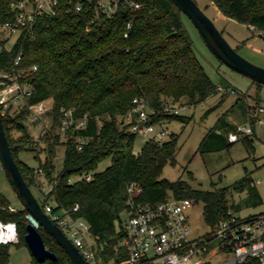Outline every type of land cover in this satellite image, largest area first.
<instances>
[{"label": "trees", "instance_id": "16d2710c", "mask_svg": "<svg viewBox=\"0 0 264 264\" xmlns=\"http://www.w3.org/2000/svg\"><path fill=\"white\" fill-rule=\"evenodd\" d=\"M19 1L0 0V28L15 19L17 10L12 4ZM69 1L76 0H59L55 14L39 18L32 32L23 30L11 44L8 38L1 37L0 29V68L11 65L20 49L17 69L29 71L33 65L37 66L27 77L32 92L26 103L12 112L9 107L1 117L23 178L32 192L36 188L42 195V200L35 196L40 205L51 204L53 212L69 209L73 218L88 223L97 264H122L127 257L122 245L124 220L120 215L125 214L126 219L128 187L132 183L140 189L134 198L138 204H154L168 196L201 201L203 218L211 227L229 209L238 210L240 204L229 202L226 187L204 190L181 178L169 181L161 176L166 164L176 162V134L171 133L161 143L147 140L133 152L137 133L129 127L135 122L134 98L146 101L152 111L149 123L156 125L183 118L166 111L168 101L177 103L185 99L186 104L195 105L219 90L194 54L182 22L184 14L170 0H133L139 3L138 8L120 3L112 15L98 12L94 3L87 2L81 10L74 11ZM209 1L223 16L264 34V0ZM249 98L253 103H249ZM48 99L51 105L46 115L50 124L35 138L27 106ZM260 106L257 94L252 97L245 92L237 97L208 129L197 151L229 148L235 141H229L228 135L239 124L248 122L254 130ZM65 111L71 112L69 117L64 116ZM129 114L131 121L126 122ZM64 118L71 119V123L64 128L65 140L61 141L57 130L63 127ZM82 119L85 125L77 127ZM80 137L86 141L81 143ZM239 139L249 151L255 147V137L243 135ZM59 144H64V154L62 167L57 169ZM22 151L34 153L37 168L19 159ZM41 152L43 159L39 158ZM107 157L110 164L96 171ZM88 173L92 175L90 180L76 178ZM41 176L50 185L47 192L42 190ZM231 188L245 192L242 200L245 205L262 203L247 174ZM10 204L0 192V220L14 222L18 236L15 244L25 245L27 211L24 208L10 211L7 208ZM75 205L78 208L73 211ZM38 230L56 259L38 261L32 257L31 264H71L54 239L41 227ZM0 264H9V244L0 245Z\"/></svg>", "mask_w": 264, "mask_h": 264}, {"label": "built area", "instance_id": "2783aa9c", "mask_svg": "<svg viewBox=\"0 0 264 264\" xmlns=\"http://www.w3.org/2000/svg\"><path fill=\"white\" fill-rule=\"evenodd\" d=\"M84 2L94 3L95 9L106 15H112L120 3L139 7V3L133 0H76L74 3L69 1V4L74 11H79ZM58 4L59 0H20L12 4L17 10L15 19L2 24L0 29L2 32L8 31L14 39L23 30L30 33L39 18L56 13ZM20 60L21 49L11 65L0 68V115L5 114L9 107L12 109L14 104L17 107L25 104L31 95L32 86L27 77L30 70L35 71L37 66L33 65L29 71L19 70L17 66ZM220 88L219 86L218 89ZM133 103L135 122L129 129L148 140L161 143L167 137L168 131L162 127L155 128L154 124L149 123L152 111L145 100L134 98ZM27 108L31 120H37L48 110L45 101L29 104ZM171 111L176 113L177 108ZM70 114V111L64 112L65 117ZM131 118L129 114L127 119L131 121ZM69 123L71 119L64 118L62 133ZM84 125L85 119L77 123V127ZM260 126H264V106L257 110L254 130L248 122L239 124L235 132L229 133L228 140L237 141L241 135L255 137L256 127ZM79 141L82 143L86 139L80 137ZM257 141L264 147V131L255 142L258 145ZM76 178L90 180L92 175L88 173ZM139 191L134 183L128 187L126 219L122 225V245L127 251V257L122 264H264V211L240 216L229 209L226 216L213 227L208 225L206 232L194 234L189 222V212L197 203H202L201 201L168 196L154 204H138L134 198ZM7 208L10 211L16 210L12 204ZM77 208L78 205H75L72 210ZM43 210L79 249L87 264H97L92 244L85 237L89 233L88 223L81 218H73L69 209L53 212L49 203L44 205ZM214 240L217 242L215 246L211 245ZM17 241L16 224L0 220V245Z\"/></svg>", "mask_w": 264, "mask_h": 264}, {"label": "rangeland", "instance_id": "374dc122", "mask_svg": "<svg viewBox=\"0 0 264 264\" xmlns=\"http://www.w3.org/2000/svg\"><path fill=\"white\" fill-rule=\"evenodd\" d=\"M195 2L242 57L264 68V39L258 36V32L253 27L223 16L209 0H195ZM182 22L191 38L196 58L209 78L221 88L195 105L186 104L185 99L173 103V106L169 101L166 103L165 109L167 112L170 113L173 108H177L176 114L183 118L171 119L155 125V128L162 127L168 131L165 139L169 138L171 133L177 135L176 162L166 164L162 169L161 176L169 181L181 178L189 182L194 188L204 190L228 188L229 202L240 204L239 209L234 211L237 215L248 216L252 213L264 211V147L260 142L257 141L258 145L255 143V147L250 151L240 139L235 141L229 148L219 151L206 153L197 151L198 144L208 129L236 101L237 97L245 92L252 97L257 94L260 104L264 106V85L256 86L249 78L232 71L221 63L210 52L197 29L186 16L182 18ZM1 37L3 39L8 38L9 44L14 39L8 31H3ZM248 101L253 103L251 98ZM45 105L48 109L51 105V99L46 100ZM16 109L17 106L14 104L11 112ZM126 122H129V120L126 119ZM29 123L35 138L42 135L50 124L46 113L40 115L37 120L29 118ZM57 131L61 133V141H64L62 129ZM263 131L264 126L256 127L255 142L261 137ZM147 140L143 135L136 134L133 152H137ZM63 154L64 144L57 145L55 159L57 169L62 167ZM18 157L28 166L38 167V159L32 151H22L18 154ZM39 158H44L42 152L39 154ZM109 164L110 158L107 157L98 164L96 171L103 170ZM246 174L251 177L261 196L262 203L260 205L248 206L243 204L242 200L245 197V192H238L231 188L235 181ZM40 180L42 181V190L47 192L50 185L45 182L42 176ZM0 192L9 199L16 209L22 208L1 165ZM33 192L38 199L42 200V195L38 189L34 188ZM202 206V203H197L189 212V222L194 234L203 233L209 229L203 218ZM120 218L122 221L125 220V214L122 213ZM85 237L88 243H93L90 233H86ZM15 243H9V264H31L32 255L26 244L16 245ZM216 244L215 240L211 243L213 246Z\"/></svg>", "mask_w": 264, "mask_h": 264}, {"label": "water", "instance_id": "95a60500", "mask_svg": "<svg viewBox=\"0 0 264 264\" xmlns=\"http://www.w3.org/2000/svg\"><path fill=\"white\" fill-rule=\"evenodd\" d=\"M197 29L210 52L225 66L251 81L264 85V68L242 57L224 38L214 22L197 5L195 0H170ZM264 39V35L258 32ZM0 165L16 194L22 208L27 211L24 242L32 257L38 261L56 259L43 241L38 228L41 227L64 250L71 264H87L79 249L43 210L34 193L23 178L14 160L0 115Z\"/></svg>", "mask_w": 264, "mask_h": 264}, {"label": "crops", "instance_id": "0c3cea01", "mask_svg": "<svg viewBox=\"0 0 264 264\" xmlns=\"http://www.w3.org/2000/svg\"><path fill=\"white\" fill-rule=\"evenodd\" d=\"M264 35V34H263ZM257 146V145H256ZM12 204V203H11ZM13 205V204H12ZM15 207V206H14Z\"/></svg>", "mask_w": 264, "mask_h": 264}]
</instances>
